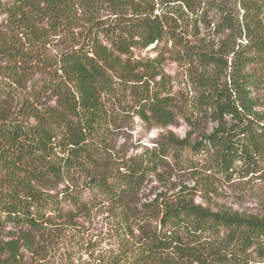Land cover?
Segmentation results:
<instances>
[{"label":"trees","instance_id":"16d2710c","mask_svg":"<svg viewBox=\"0 0 264 264\" xmlns=\"http://www.w3.org/2000/svg\"><path fill=\"white\" fill-rule=\"evenodd\" d=\"M98 1L0 0V17L24 30L30 44L0 37L6 61L0 65V233L18 230L0 241V264H30L25 251L36 252L38 235L96 200L129 218L134 198L170 157L189 168L202 158L206 170L225 179L264 166V113L251 95L264 77V0H241L236 18L215 0H108L109 19L98 14ZM214 9L217 33L231 34L210 52L187 40L185 28L211 27L207 18ZM44 19L54 30L84 29L75 44L45 57L32 48L47 32L37 27ZM147 49L158 55L133 59L135 50ZM163 54L188 65L200 118L185 116L192 130L183 138L169 131L141 153L116 155L109 140L123 121L136 117L148 130L164 129L181 114ZM200 121L215 125L200 130ZM160 196L155 202L162 200L161 206L144 204L142 220L156 219L157 226L140 227L130 264L264 262V217Z\"/></svg>","mask_w":264,"mask_h":264},{"label":"rangeland","instance_id":"374dc122","mask_svg":"<svg viewBox=\"0 0 264 264\" xmlns=\"http://www.w3.org/2000/svg\"><path fill=\"white\" fill-rule=\"evenodd\" d=\"M215 2L232 9L234 18L242 4L241 0H215ZM98 4L99 7L95 5V10L98 12L99 9L98 14L101 18L114 17L109 9L108 0H99ZM77 5L79 7L77 15L81 17L84 14V8L80 2ZM208 15L207 19L211 22V27L201 22L198 24L199 32H196V30L192 31L193 25L191 24L189 28L187 26L185 28L188 32L186 37L193 44L213 52L220 50L221 42L229 39L231 29L217 33L215 25L219 23L220 17L215 13V9ZM10 23L4 17H0V37L9 41V36L13 35L16 40H21L24 47L29 48L30 44L27 42L25 31L20 27L17 28L16 25L15 29H11ZM80 25L74 24L68 30L64 28L54 30L50 28L49 20H41L37 27L47 32L43 38L39 37L38 41L33 44V50L39 55L44 53L45 57H54L67 45L76 43L77 38L81 36L80 32L84 29ZM260 27L264 28V14ZM190 28L191 30H188ZM28 35L32 37L29 32ZM157 55L158 52L151 49L135 50L133 59L155 58ZM161 59L163 71L170 77L172 93L181 114L173 125L164 129L148 130L136 117L123 121L119 127L113 129L109 140L116 155L132 156L141 153L147 147L152 146L162 134H167L169 131L183 138L192 130L185 116L192 120L200 118L194 104L197 97V86L189 76L188 65L174 60L169 54H163ZM5 63L6 61L1 58L0 65ZM39 65V68L44 67V63H39ZM34 69L38 76L41 71L36 70L38 69L36 67ZM214 69L212 66L209 74H212ZM225 72L220 74L221 79H224ZM251 95L257 101L255 109L264 113V77L251 90ZM227 119L229 120L230 117ZM214 125L213 122L200 121L199 128L209 132ZM197 133L198 131L193 134V140L197 139L199 135ZM61 187H63L62 184L58 188ZM160 194H162L160 198L164 199L163 201L174 200L177 195H182L213 210L231 208L248 215L264 217V166L248 176L235 175L230 179H225L206 170L202 158H198L195 168H189L170 157L168 164L160 167L157 174L151 175L143 191L134 198V215L131 214L127 218L122 215L120 207L96 200L94 204L89 205L88 210L81 212L72 210L73 213L69 215V218L64 217L47 227L43 234L37 236L36 252L24 250L26 259L30 264H112L117 258L123 262L120 264H130L127 260L129 249L141 234L140 227L153 229L157 226L156 219L149 218L148 222L142 220L147 215L144 204L156 203L155 199ZM84 197L87 200L91 199L88 194ZM161 201H157L156 205L161 206ZM13 233L17 234L18 230L6 228L0 233V241L16 237L17 235Z\"/></svg>","mask_w":264,"mask_h":264}]
</instances>
